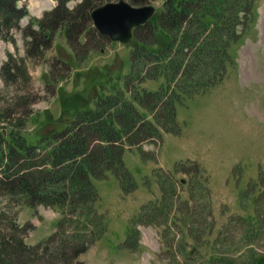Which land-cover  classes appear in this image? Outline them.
Returning <instances> with one entry per match:
<instances>
[{"label": "rangeland", "instance_id": "1", "mask_svg": "<svg viewBox=\"0 0 264 264\" xmlns=\"http://www.w3.org/2000/svg\"><path fill=\"white\" fill-rule=\"evenodd\" d=\"M23 2L34 18L55 4L54 0ZM255 3L256 20L238 47L235 70L211 91L198 93L178 106V133L166 132L159 147L144 143L152 158L158 152L157 159H144L136 148L125 151L124 163L137 183L135 190L123 192L119 179L111 173L106 179L94 180L100 195L98 211L105 224L103 234L95 238L88 234L87 249L77 255L76 244L64 249L61 236H54L61 218L59 208L31 207L0 196V264H210L211 251L225 257L221 263L248 264L246 246L264 251V235L249 239L252 227L241 217L253 219L255 224L264 211V0ZM152 4L157 7L160 2ZM15 38L16 44L0 39V74L8 52L17 58L26 56L20 30H15ZM130 51V43L109 39L105 49L91 50L83 59L79 52L78 58L65 31L58 30L44 57L24 58L30 83L20 79L8 86L0 75L5 97L0 106L10 107L6 99L13 93L32 95V100L17 105L12 120L30 110L24 117L23 133L36 143L60 123L73 120L84 106L81 96L89 98L104 81L122 85L131 66ZM159 83L148 80L144 85L155 89ZM28 89L31 91L25 93ZM182 161L195 162L207 177L211 211L204 210L209 207L190 192L188 181L197 182L188 169L173 176L170 197H175L174 203L164 215L155 207V211L149 209L154 202L149 200L162 199L157 177L160 179L162 171L174 173ZM130 229L136 230L131 234ZM221 229H228V234L217 241ZM84 231L82 228L78 234L83 236Z\"/></svg>", "mask_w": 264, "mask_h": 264}, {"label": "trees", "instance_id": "2", "mask_svg": "<svg viewBox=\"0 0 264 264\" xmlns=\"http://www.w3.org/2000/svg\"><path fill=\"white\" fill-rule=\"evenodd\" d=\"M55 1L52 9L34 18L23 0H0V39L16 44L15 30H20L25 38L26 56L17 58L8 52L1 67L0 75L8 86L18 84L20 79L30 83L24 58L44 57L58 30L65 31L78 58L79 52L83 59L91 50L105 49L109 38L94 27L91 13L95 7L114 0ZM72 1L76 3L71 8ZM128 1L133 5L161 1V5L149 21L134 29L131 66L122 85L104 81L89 98L81 96L84 106L73 120L60 123L36 143L23 133L24 117L30 110L19 120H12L20 107L17 105L26 104L32 95L20 97L13 93L6 99L10 107L0 106V196L31 207L42 204L59 208L61 218L54 236H61L60 247L64 249L76 244L77 255L87 249L88 234L95 238L104 230L94 180L115 174L123 192L134 191L137 183L124 163L125 151L136 148L144 159L156 160L157 152L152 158L144 143L159 146L164 133L180 131L178 106L224 82L236 68L238 47L256 20L255 0ZM24 17H29V22L21 26ZM58 61L68 64L59 58ZM148 80L160 83L149 89L144 85ZM2 100L5 97L0 88V103ZM184 169L197 182L188 181L190 192L209 207L204 210L211 211L207 177L193 161L177 163L174 173L167 171L165 175L162 171L160 179L157 177L162 199L150 203L149 209L155 207L164 215L174 203L175 197H170L173 176ZM241 217L245 225L252 227L248 230L249 239L264 235V211L255 224L253 219ZM82 228L83 236L78 234ZM212 228L213 222L209 231ZM135 230L130 229L129 233ZM138 234L137 228L136 237ZM227 234L228 229L219 230L217 241L225 240ZM246 251L248 264H264V251L247 246ZM209 257L210 264H226L221 263L225 257L218 252L211 251Z\"/></svg>", "mask_w": 264, "mask_h": 264}, {"label": "water", "instance_id": "3", "mask_svg": "<svg viewBox=\"0 0 264 264\" xmlns=\"http://www.w3.org/2000/svg\"><path fill=\"white\" fill-rule=\"evenodd\" d=\"M153 4L133 5L128 0H114L95 7L91 13L95 28L111 41L129 43L134 29L155 14Z\"/></svg>", "mask_w": 264, "mask_h": 264}, {"label": "bare ground", "instance_id": "4", "mask_svg": "<svg viewBox=\"0 0 264 264\" xmlns=\"http://www.w3.org/2000/svg\"><path fill=\"white\" fill-rule=\"evenodd\" d=\"M14 33V32H13ZM46 44V43H45Z\"/></svg>", "mask_w": 264, "mask_h": 264}, {"label": "crops", "instance_id": "5", "mask_svg": "<svg viewBox=\"0 0 264 264\" xmlns=\"http://www.w3.org/2000/svg\"><path fill=\"white\" fill-rule=\"evenodd\" d=\"M38 8H40V7H38Z\"/></svg>", "mask_w": 264, "mask_h": 264}]
</instances>
